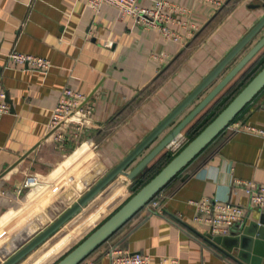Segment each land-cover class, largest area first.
<instances>
[{
  "label": "crops",
  "instance_id": "obj_1",
  "mask_svg": "<svg viewBox=\"0 0 264 264\" xmlns=\"http://www.w3.org/2000/svg\"><path fill=\"white\" fill-rule=\"evenodd\" d=\"M153 1L138 0L144 7ZM167 1L188 10L182 19L197 26L194 36L202 30L194 41V37L187 39V30L180 25L174 28L181 38L166 39L158 29L137 26L129 16L120 17L111 5L95 14L85 0H0V90L7 93L10 104V112L0 119V192L9 193L8 199L0 193V264L115 168L264 15V0H229L220 10L200 0ZM217 17L218 22L210 26ZM263 35L264 31L254 42ZM12 51L41 56L52 67L38 70L14 65L7 60ZM67 87L86 95L94 92L95 125L85 129L81 145L67 140L61 150L50 136L49 123L52 109ZM204 97L183 112L128 172ZM240 118L264 127V92ZM31 177L37 183H29ZM125 179L118 177L19 264H30L47 246L67 235L79 218L87 217L95 203L106 199L117 184H125ZM245 181L264 184V139L224 131L158 195L160 212L141 210L107 243L149 255L152 264H237L202 237L210 229L194 221L195 203L210 197L249 208V199L239 185ZM19 189L22 193L16 198ZM246 227L250 234L264 238V212L251 208L247 223L232 235H241ZM212 236V240L223 237ZM234 241L226 245L233 248ZM107 243L82 264H111ZM250 243L246 238V248ZM253 251L262 255L253 264H264V243H255ZM233 252L239 251L235 248ZM249 252L245 258L251 257Z\"/></svg>",
  "mask_w": 264,
  "mask_h": 264
},
{
  "label": "water",
  "instance_id": "obj_2",
  "mask_svg": "<svg viewBox=\"0 0 264 264\" xmlns=\"http://www.w3.org/2000/svg\"><path fill=\"white\" fill-rule=\"evenodd\" d=\"M228 3V2H227ZM264 7V6H263ZM202 31V30H201ZM200 31V32H201ZM264 31V15L254 27L238 42L236 46L211 70V72L183 99V101L150 133L148 134L115 168L108 172L101 180L96 182L76 203L68 208L57 220L43 230L26 246L14 254L3 264H19L32 252L38 249L45 241L59 231L71 219L91 204L107 187L118 177L124 176L128 180L135 179L146 167L150 165L169 145L175 142L183 131L202 113L212 101L252 63L264 49V35L255 43L254 41ZM198 32V34H200ZM197 34V35H198ZM195 35L194 38L197 36ZM193 38V39H194ZM190 43V42H189ZM188 43V44H189ZM187 44V45H188ZM235 65L226 73L228 68ZM210 90L201 102L179 123L167 136L147 154L139 164L128 172L132 163L147 150L159 136L169 128L177 118L194 104L205 92ZM264 90V67L241 90V92L209 123L193 140H191L153 179L134 194L110 218L89 234L81 243L60 259L56 264H82L94 251L117 233L136 214L144 209L154 197L169 184L181 171L209 145L227 126L250 104L253 99ZM94 94V92L92 93ZM92 96V95H91ZM90 96V97H91ZM89 97V98H90ZM212 243L237 264H253L262 255L253 251L254 244L264 238L250 234L249 228L239 236L229 235L212 240L211 232L202 236ZM256 237V238H255ZM246 238L251 243L246 248ZM235 240L233 248L226 244ZM238 254H234V249ZM251 257L245 258L244 255Z\"/></svg>",
  "mask_w": 264,
  "mask_h": 264
},
{
  "label": "built area",
  "instance_id": "obj_3",
  "mask_svg": "<svg viewBox=\"0 0 264 264\" xmlns=\"http://www.w3.org/2000/svg\"><path fill=\"white\" fill-rule=\"evenodd\" d=\"M85 1L95 14L100 13L104 5H111L119 11L120 17L129 16L134 19L137 26L158 29L166 39L178 40L181 38L174 28L175 25H180L187 30L188 40L192 39L195 32L198 31L197 26L182 19L183 16L187 15L188 10L167 0H154L149 7L141 6L138 0ZM200 1L212 5L216 10H220L224 8L229 0ZM7 60L17 66H27L38 70H48L52 67V63L46 58L18 51L8 53ZM93 95H86L74 90L72 87L63 90L58 103L52 109L49 123L50 136H53L59 149L65 150L64 146L67 140L79 144L85 129L95 125L93 120L94 106L91 101ZM9 112L8 95L5 91L0 90V119ZM224 131L229 134L246 133L264 139V127L250 125L240 117L235 118ZM187 142L188 139L183 138V134H181L175 142L169 145L168 149L173 153H177ZM29 183L35 184L37 182L31 177ZM239 185L242 186L249 199V208L234 204L231 201L204 197L195 203L197 215L194 221L210 229L211 234L214 236H229L237 227L243 228L247 223L251 208L264 212V184L256 181H245L239 183ZM0 193L8 199V192L1 191ZM21 193V189L17 190L16 198ZM157 198L158 196L152 199L145 208L151 212L155 210V212H160L161 200ZM107 244L106 254L111 264H152L149 255L141 252H131L115 243ZM163 261L175 262L173 259H164Z\"/></svg>",
  "mask_w": 264,
  "mask_h": 264
},
{
  "label": "trees",
  "instance_id": "obj_4",
  "mask_svg": "<svg viewBox=\"0 0 264 264\" xmlns=\"http://www.w3.org/2000/svg\"><path fill=\"white\" fill-rule=\"evenodd\" d=\"M195 40V38L193 39V41ZM193 41H191V42H193ZM256 61L255 62H252L251 64V66H250V68L249 69H251L249 72H245V70H243L242 72V75L233 83V84H231L229 87H228V89L218 98V99H214L213 101H215V102H213L212 104H210L202 113H200V115L196 118V119H194V121L192 122L193 124L188 128V131H187V135L189 136L188 137V142L185 144V146L191 141V140H193L209 123H211L217 116H218V114L221 112V111H223L226 107H227V105L241 92V90L253 79V77L259 72V70H261L263 67H264V49H263V51L260 53V55L255 59ZM258 62V63H257ZM257 63V64H256ZM249 65V64H248ZM264 92V90L258 95V96H256L254 99H253V101L256 99V98H258L262 93ZM252 101V102H253ZM251 102V103H252ZM250 103V104H251ZM250 104H248L240 113H239V115L236 117V118H238V117H241V115L246 111V109L249 107V105ZM224 132V131H223ZM223 132H221L219 135H218V137L223 133ZM218 137H216V139L218 138ZM215 139V140H216ZM214 140V141H215ZM213 141V142H214ZM212 142V143H213ZM211 143V144H212ZM211 144H209L196 158H195V160H193L186 168H184L182 171H181V173H179V175H177L174 179H176L178 176H180L193 162H195L199 157H200V155L207 149V148H209V146H211ZM185 146H183V148L185 147ZM183 148H181L177 153H173V152H168L167 154H166V157L164 158L165 159V162L160 166V167H158V168H155L154 166L151 168H149V169H147V171L146 172H144L145 171V169L147 168H145L139 175H140V178L137 180V183H136V186H135V190H134V192H133V194L131 195V197L134 195V194H136L143 186H145L151 179H153ZM154 169V170H153ZM138 175V176H139ZM173 179V180H174ZM172 180V181H173ZM171 181V182H172ZM170 182V183H171ZM169 183V184H170ZM169 184H167L154 198H156L167 186H169ZM125 193V192H124ZM124 194H122V196H123ZM121 196V197H122ZM120 197V198H121ZM130 197V198H131ZM119 198V199H120ZM129 198V199H130ZM118 199V200H119ZM128 199V200H129ZM117 200V201H118ZM127 200V201H128ZM126 201V202H127ZM125 202V203H126ZM117 203V202H116ZM115 203V204H116ZM125 203H123L122 205H124ZM115 204H113L112 206H110L103 214H101L93 223H91L87 228H85L84 230H86V229H88V228H90L91 226H93L95 223H97L98 221H99V219L100 218H103L104 216H105V214H107L109 211H110V209H112L113 207H114V205ZM121 205V206H122ZM120 206V207H121ZM119 207V208H120ZM118 208V209H119ZM117 209V210H118ZM116 210V211H117ZM143 210V209H142ZM116 211H114L110 216H112ZM110 216H108L103 222H101L99 225H98V227L102 224V223H104L108 218H110ZM97 227V228H98ZM96 229V228H95ZM94 229V230H95ZM83 230V231H84ZM93 230V231H94ZM92 231V232H93ZM82 232V231H81ZM81 232H79L77 235H79ZM91 232V233H92ZM90 233V234H91ZM116 234V233H115ZM114 234V235H115ZM77 235H75V236H77ZM113 235V236H114ZM74 236V237H75ZM112 236V237H113ZM73 237V238H74ZM111 237V238H112ZM110 238V239H111ZM109 239V240H110ZM109 240H107L105 243H107ZM71 241H72V238L70 239V240H68L67 241V243L64 245V246H62L61 248H59L58 250H56L52 255H50L42 264H47L53 257H54V255H57L59 252H61L62 250H64V249H66V248H68L70 245H71ZM82 242V241H81ZM104 243V244H105ZM103 244V245H104ZM103 245H101V246H103ZM100 246V247H101ZM76 247V246H75ZM74 247V248H75ZM99 247V248H100ZM74 248H72V249H74ZM71 249V250H72ZM70 250V251H71ZM69 251V252H70ZM68 252V253H69ZM67 253V254H68ZM66 255V254H65ZM64 255V256H65ZM63 256V257H64ZM63 257H61L60 259H62ZM59 259V260H60ZM58 260V261H59ZM57 261V262H58ZM56 262V263H57ZM56 263H54V264H56Z\"/></svg>",
  "mask_w": 264,
  "mask_h": 264
},
{
  "label": "rangeland",
  "instance_id": "obj_5",
  "mask_svg": "<svg viewBox=\"0 0 264 264\" xmlns=\"http://www.w3.org/2000/svg\"><path fill=\"white\" fill-rule=\"evenodd\" d=\"M217 20H219V18L217 17L214 21H213V23L210 25V26H212V25H215L218 21ZM256 60L254 59L252 62H255ZM258 63V62H257ZM256 63V64H257ZM235 65V63L234 64H232V66H230L229 68H228V70L226 71V73L233 67ZM252 64L250 63L249 65H247L246 67H245V72L247 71V72H249L251 69H249L250 68V66H251ZM244 72V71H243ZM243 72H241L240 74H239V76L238 77H236L235 78V80L234 81H236L241 75H242V73ZM246 72V73H247ZM232 83H234V82H232ZM210 90H208L207 92H205L201 97H203L204 95L206 96V94L209 92ZM226 91V90H225ZM225 91H223L220 95H219V97L225 92ZM219 97H217L216 99H218ZM215 99V100H216ZM213 102H215V101H213ZM212 102V103H213ZM197 103V101L194 103V104H192L191 105V108L195 105ZM211 103V104H212ZM206 111V110H205ZM204 111V112H205ZM193 123H191L184 131H183V138H186V139H188V135H187V131H188V128L192 125ZM78 146L79 145H81V144H77ZM168 152H171L170 151V149H168V148H166L152 163H150V165L145 169V171L144 172H146L147 171V169H149L150 167L152 168L153 166L155 167V168H158V167H160L164 162H165V157H166V154L168 153ZM154 170V169H153ZM140 178V175L139 176H137L135 179H133V180H128L127 178L125 179V180H127V182L125 183V186H126V189H124L123 191H121V193L122 194H124L118 201H117V203L114 205V207L112 208V209H110V211L107 213V214H105V216L103 217V218H100L99 219V221L97 222V223H95L93 226H91L90 228H88V229H86V230H84V231H82L79 235H77V236H75L74 238H72V241H71V245L68 247V248H66V249H64V250H62L61 252H59L57 255H54V257L47 263V264H54V263H56L61 257H63L65 254H67L72 248H74L75 246H77L79 243H81V241H83L95 228H97L98 227V225L101 223V222H103L108 216H110L114 211H116L123 203H125L130 197H131V195L133 194V192H134V190H135V186H136V183H137V180ZM4 191V190H3ZM125 192V193H124ZM46 203H48V202H46ZM80 219V221H82V219L81 218H79ZM72 228H76L75 227V225L74 226H72ZM71 229V228H70ZM70 240V239H69ZM73 242V243H72ZM73 244V245H72Z\"/></svg>",
  "mask_w": 264,
  "mask_h": 264
},
{
  "label": "bare ground",
  "instance_id": "obj_6",
  "mask_svg": "<svg viewBox=\"0 0 264 264\" xmlns=\"http://www.w3.org/2000/svg\"><path fill=\"white\" fill-rule=\"evenodd\" d=\"M126 188L125 184H117L114 188V191L106 197L103 201L100 199L95 203L96 206L93 208L92 212L86 217L82 218V221L78 219L74 224L76 228H72V230L65 236H61L60 238L56 239L53 244L47 246L45 251L39 255L33 262L30 264H40L43 263L50 255H52L56 250L64 246L67 241L77 235L80 229L95 215L97 214L105 205H107L116 195H118L122 190ZM94 204V205H95Z\"/></svg>",
  "mask_w": 264,
  "mask_h": 264
},
{
  "label": "flooded vegetation",
  "instance_id": "obj_7",
  "mask_svg": "<svg viewBox=\"0 0 264 264\" xmlns=\"http://www.w3.org/2000/svg\"><path fill=\"white\" fill-rule=\"evenodd\" d=\"M259 71H260V70H259ZM240 73H241V72H240ZM240 73H239V74H240ZM239 74H238L236 77H238ZM234 80H235V79H234ZM234 80H233L232 82H235ZM232 82H231V83H230V84H229V85H228L223 91L227 90L228 87H229L231 84H233ZM223 91H222V92H223ZM222 92H221V93H222ZM221 93H220V94H221ZM220 94H219V95H220ZM219 95H218L217 97H219ZM217 97H216V98H217ZM216 98H215V99H216Z\"/></svg>",
  "mask_w": 264,
  "mask_h": 264
}]
</instances>
